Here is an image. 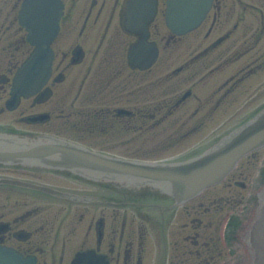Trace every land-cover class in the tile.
I'll list each match as a JSON object with an SVG mask.
<instances>
[{
	"label": "flooded vegetation",
	"instance_id": "af4514ba",
	"mask_svg": "<svg viewBox=\"0 0 264 264\" xmlns=\"http://www.w3.org/2000/svg\"><path fill=\"white\" fill-rule=\"evenodd\" d=\"M24 2L0 0V131L180 162L223 135L181 150L219 129L204 134L264 71V0H213L184 34L167 24L168 0H38L53 15L39 39H50V73L13 102L14 78L36 48ZM263 149L183 202L0 163V264H248L244 232L264 183Z\"/></svg>",
	"mask_w": 264,
	"mask_h": 264
},
{
	"label": "water",
	"instance_id": "95a60500",
	"mask_svg": "<svg viewBox=\"0 0 264 264\" xmlns=\"http://www.w3.org/2000/svg\"><path fill=\"white\" fill-rule=\"evenodd\" d=\"M169 3L168 23L180 33L200 23L211 0H170ZM48 51L41 47L16 78V95L34 91L47 74ZM262 146L264 108L208 149L183 162L131 161L55 137L0 132V163L56 169L132 191L159 190L183 202L221 181L242 156ZM257 194L256 206L244 232L248 264H264V183Z\"/></svg>",
	"mask_w": 264,
	"mask_h": 264
},
{
	"label": "rangeland",
	"instance_id": "374dc122",
	"mask_svg": "<svg viewBox=\"0 0 264 264\" xmlns=\"http://www.w3.org/2000/svg\"><path fill=\"white\" fill-rule=\"evenodd\" d=\"M174 57L177 58L178 56L175 54ZM262 85L263 88L259 94L257 88L260 89ZM255 89L257 90L255 91ZM240 92L241 93L233 95L232 98L234 102L232 105L229 104L230 106L221 109L216 114L214 122L208 123L204 134L207 135L209 131L216 129L217 127H220L219 129L214 131L213 134H210L209 138L206 137L203 140H199V137H194L190 139L186 145L181 148V150L188 153L198 150L200 146L207 143L206 140L216 139L217 136L228 132L233 127L252 116V114L255 113L261 105H264V71H260L257 74L252 75ZM262 154L264 155V149L262 150Z\"/></svg>",
	"mask_w": 264,
	"mask_h": 264
}]
</instances>
